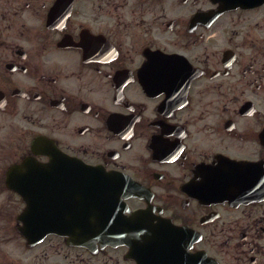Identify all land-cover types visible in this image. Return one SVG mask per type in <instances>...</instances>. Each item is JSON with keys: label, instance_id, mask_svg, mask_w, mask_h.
Returning <instances> with one entry per match:
<instances>
[{"label": "flooded vegetation", "instance_id": "flooded-vegetation-1", "mask_svg": "<svg viewBox=\"0 0 264 264\" xmlns=\"http://www.w3.org/2000/svg\"><path fill=\"white\" fill-rule=\"evenodd\" d=\"M46 142L116 243L22 233ZM0 264H264V0H0Z\"/></svg>", "mask_w": 264, "mask_h": 264}]
</instances>
